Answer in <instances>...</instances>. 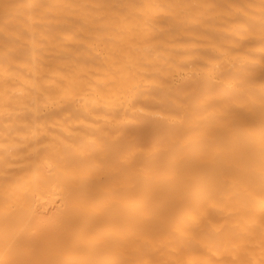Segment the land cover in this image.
Returning <instances> with one entry per match:
<instances>
[{"label":"bare ground","instance_id":"obj_1","mask_svg":"<svg viewBox=\"0 0 264 264\" xmlns=\"http://www.w3.org/2000/svg\"><path fill=\"white\" fill-rule=\"evenodd\" d=\"M0 264H264V0H0Z\"/></svg>","mask_w":264,"mask_h":264}]
</instances>
